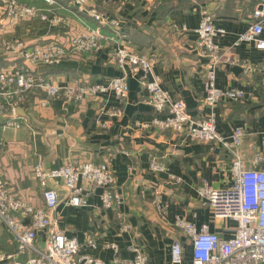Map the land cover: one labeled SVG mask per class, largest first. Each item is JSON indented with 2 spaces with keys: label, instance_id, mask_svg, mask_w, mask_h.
Wrapping results in <instances>:
<instances>
[{
  "label": "crops",
  "instance_id": "0c3cea01",
  "mask_svg": "<svg viewBox=\"0 0 264 264\" xmlns=\"http://www.w3.org/2000/svg\"><path fill=\"white\" fill-rule=\"evenodd\" d=\"M160 0H112L103 6L101 0H90L89 6H103L104 12L119 21L115 32L105 26L103 32L114 43H105L94 53L71 56L58 66L24 63L13 52L0 49V71H11L28 66L36 74L56 85H65L77 78L92 83H106L119 77L122 71L112 59V48L118 46L154 59L152 76L160 79L161 87L173 99L182 100L187 112L195 119L213 113L216 129L224 138L241 127L245 131L240 155L244 166H251L255 154L263 155L258 168L264 169V50L252 43L240 44L235 53L256 67V71L243 74L238 66H220L215 72V86L219 89H239L244 93L241 102L223 100L214 108L205 106L204 64L192 46L196 36L191 32L200 23L201 9L213 16V22L225 32L217 39L220 47L230 46L249 26L251 13L244 15L249 0H234V13L221 14L225 0L191 1L187 9L172 10L164 16L181 40L169 37L170 50L150 47L130 39L131 34H142L154 23V8ZM190 1V0H189ZM19 3L47 9L43 0H18ZM50 7L48 21L38 17L12 21L4 14L0 1V46L5 41H18L25 47L65 41L71 34L95 27L86 14L79 13L62 0ZM53 18L59 22H50ZM186 28L187 33L181 30ZM167 31H164L166 33ZM166 35V34H165ZM264 40V30L261 34ZM128 95L120 101L111 92L81 103L64 104L52 100L46 106L45 95L28 92L24 103L17 109L23 125L19 129L0 134V175L8 182L12 192L25 202L38 206L42 202L41 190L32 176L31 167L40 163L46 170L62 166L67 161L107 162L115 175V186L121 193L122 204L113 210L102 208L100 190L87 183L86 205L73 207L67 203L64 189L56 186L59 204L50 213L59 229L82 245V253L101 259L105 264L115 262L110 245L120 249L119 260H130L133 254L126 246L140 245L148 256L147 264H172L170 247L175 241L183 244L182 264L191 263V249L183 234L174 226L177 217L193 223L197 230L204 224L219 238L229 239L235 228L230 220L213 219L209 210L201 205L197 189L206 181L216 189L232 185V154L230 150L209 143L188 142L184 136L151 126L163 115L156 114L148 104V94L139 83V75L132 76L127 68ZM144 125L148 127H143ZM151 159L165 166L151 172ZM260 168V169H261ZM159 194L166 213L164 217L155 209L153 196ZM125 225L129 230L123 231ZM92 237L95 248L84 246ZM42 236L38 241H42ZM4 242V237L0 236Z\"/></svg>",
  "mask_w": 264,
  "mask_h": 264
},
{
  "label": "built area",
  "instance_id": "2783aa9c",
  "mask_svg": "<svg viewBox=\"0 0 264 264\" xmlns=\"http://www.w3.org/2000/svg\"><path fill=\"white\" fill-rule=\"evenodd\" d=\"M5 16L12 21L38 17L48 21L50 7L56 0H43L47 9L21 4L18 0H0ZM77 12L86 14L95 23V27L71 34L65 41L23 46L20 42L5 41L0 49L13 52L23 62L58 66L71 56L87 55L101 50L105 43H114L103 27L108 26L112 32L119 29V21L110 18L104 10L105 4L112 0H101L103 6H89L90 0H62ZM196 3L198 0H190ZM212 14L207 8L201 9L199 25L191 32L196 36L192 50L204 64V98L205 106L214 108L219 102H241L243 91L239 89H219L215 86V72L220 66H238L242 73L256 71V67L240 58L236 48L243 43H252L257 50H264L261 34L264 30V0L257 4L250 15L249 26L228 47H220L217 39L224 30L213 22ZM53 18L50 22H59ZM187 33V29L181 30ZM112 59L122 71L121 76L114 77L106 83H92L87 78H77L65 85H56L36 74L28 66L22 65L11 71H0V134L22 127L23 122L17 109L24 103L28 92L39 91L45 95L46 106L52 100L64 104L81 103L85 98H93L111 92L120 101L128 95L127 74L139 77L140 85L148 94V104L156 114L163 115L161 120H154L151 126L161 132H172L184 136L188 142L209 143L222 146L232 154L231 171L233 183L225 189H216L203 181L197 193L201 205L208 209L213 219L230 220L235 223L232 236L223 240L216 233L209 232L204 224L197 230L196 226L177 217L174 226L181 231L184 240L191 249L190 264H264V169L258 168L263 155L253 156L251 166L246 168L240 155L245 131L234 128L229 138H224L217 131L214 114L195 119L187 112L185 103L173 99L161 87L160 79L152 76L154 59L113 46ZM143 127H148L144 125ZM151 172L164 170L165 166L154 159L149 162ZM31 173L41 190L42 202L35 206L15 195L8 182L0 175V236L4 237L6 249H0V264H105L101 259L82 253V245L75 238L67 237L55 220L51 218L59 204L60 194L56 186L64 189L67 203L73 207L86 205L84 182L100 190L99 199L102 208L113 210L122 204L121 193L115 186V175L107 162L67 161L60 167L46 170L40 163L31 167ZM155 209L164 217L166 206L159 194L153 196ZM123 231L129 230L125 225ZM42 236V241L38 237ZM92 237H87L84 246L95 248ZM115 262L121 264H147L148 256L143 248L134 242L126 249L133 254L130 260H119L120 249L112 244ZM184 259L183 244L173 242L170 247L172 264H182Z\"/></svg>",
  "mask_w": 264,
  "mask_h": 264
},
{
  "label": "trees",
  "instance_id": "16d2710c",
  "mask_svg": "<svg viewBox=\"0 0 264 264\" xmlns=\"http://www.w3.org/2000/svg\"><path fill=\"white\" fill-rule=\"evenodd\" d=\"M135 1V0H133ZM234 0H225L224 9L221 14H233L234 13ZM213 2H218V0H213ZM239 2H244L245 0H239ZM191 1L189 0H160L155 6L154 12V24L150 27H145L142 34H131L129 37L131 40H135L143 44L146 48L152 46L157 48H162L166 51L170 50L169 37L171 35L175 36L177 40H181V37L177 35L174 29L171 28V25H168L164 22V16L172 10L176 9H187L190 6ZM257 0H249L247 10L242 9L246 13H252ZM164 31H167L164 33ZM166 34V35H165ZM261 168V167H260ZM263 169V168H261ZM6 249L7 244H4L0 240V249Z\"/></svg>",
  "mask_w": 264,
  "mask_h": 264
}]
</instances>
